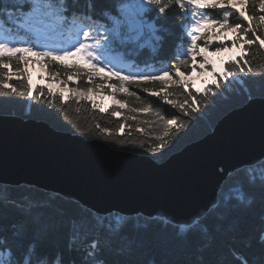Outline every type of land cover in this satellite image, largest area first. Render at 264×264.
<instances>
[{
	"label": "snow or ice",
	"instance_id": "snow-or-ice-1",
	"mask_svg": "<svg viewBox=\"0 0 264 264\" xmlns=\"http://www.w3.org/2000/svg\"><path fill=\"white\" fill-rule=\"evenodd\" d=\"M248 3L249 0H242L240 7H238L236 0H213L211 4L203 3L202 0H187V4L192 8L193 13L199 16L193 25V32L206 31L203 26L204 22L209 21V17L204 15L206 9L230 8L244 22L243 24L230 25L227 18L223 21H211L213 27L219 25L225 30L230 28L234 35L230 40L216 41L213 40L212 36H208L205 47L201 48L199 53H197L198 36L192 34L191 45L187 48L185 56L191 57L193 68L197 66V55L201 57L199 63L201 70H206L211 66L208 56L205 54L209 45L214 43L219 45L214 49L213 54L215 55L228 50L227 45L231 44L232 47L238 45L241 52L238 54L239 59L232 57L224 61L225 70L222 74L224 79L235 75V72L229 71V68H238L241 74H245L246 67L247 73L253 72L245 59V53L247 49L254 46L264 48V0H258L261 14H247L246 11L242 10L244 5ZM256 5L257 0H253L252 8H255ZM172 7L183 9L185 0H11L10 4L0 8V96L12 95L38 100L44 95H49L53 99L59 97L62 103L74 98L77 102L89 101L93 109H99L101 113H104L108 111V107H102L92 94L104 93L107 88L113 101L112 116L123 117V112L119 109H124L127 105L123 100L117 99L115 95L117 90L135 96L136 93L130 92L127 85L136 84L139 86L140 82L143 81L162 80L163 77L169 76V72L164 71L162 76L140 73L125 75L117 68V62L124 56L137 59L139 62L138 57L144 52H147L148 58L167 61L170 57H161L160 51L163 48L168 28L165 16ZM65 30L76 36L71 44V50L67 47H60L51 41L53 34L62 33ZM5 33L19 35L21 39L15 42L8 41L5 38ZM223 34L220 33V35ZM30 38L48 42L42 46V50H38L35 45L29 43ZM26 52L41 57L42 59L38 63L48 66L54 62H63L65 58L76 57L83 60L84 64H64L66 69L75 70L67 79H60L59 73L48 75L46 78L55 82L57 87L54 88L52 83H49L47 93H45L43 86L33 88L27 82L26 65L28 59L23 55ZM133 52L135 56L130 55ZM174 59L179 62L172 65L177 71L180 64H187V59H181L179 56ZM20 64L25 65V67H18ZM105 69H107V73H105ZM213 72L215 74L214 67ZM179 75L182 76L183 74L180 73ZM12 77L16 78L15 83L12 82ZM83 77H87L89 84H92L96 78L105 83H99L86 89L69 87V94L65 95L63 86L75 83L74 78ZM109 78H115V81L119 83H108ZM174 83L177 85L183 83L186 92L185 99H170L168 92L164 91L163 101H166L173 110H182L183 115L190 120L193 119L194 113L196 120L200 119L201 109L193 107L198 101L194 99L190 101L187 98L191 95V91L188 89L189 82L178 78ZM216 86L219 88L218 83ZM143 91L147 93L149 89L145 87ZM195 91L197 93L203 91L208 94L211 89L205 87L203 89L197 88ZM211 94L216 97L218 92ZM155 95L160 97L161 92H156ZM256 101L264 104V94L247 96L245 103L224 109L222 114L210 123L216 127L224 116L240 111L248 104ZM216 103L214 100L213 104ZM131 111L136 112L138 110L131 109ZM136 118L135 115L131 117L133 121ZM262 119H264V112H262ZM196 120H193V123ZM173 125H175L174 128ZM97 127L99 128V125ZM188 127L187 120L181 121L176 115H173L164 124L163 133L155 135V140L150 145V155L153 157L162 155L172 143L171 137H174L181 129ZM124 128L125 125L121 124V131ZM100 131L108 133L109 130L102 128ZM141 147L143 148V145ZM261 159L264 160V158ZM259 189L261 195L264 196V166L261 168ZM236 199H243V195H238ZM8 202L12 201H3L0 204ZM229 211L230 209L225 208L224 215H227ZM81 212L83 214H80ZM0 215H2V208H0ZM106 215L112 214H101L88 209L86 205L78 204V213L70 218L72 228L65 244V250L57 255L50 254L44 248L48 238L47 228L29 231L22 224H12L7 229L0 225V264H57V256L59 257V264H158L152 251L145 248L142 242V234L139 232H136L133 238L126 235L122 237L126 243L123 247L115 249H113L109 238H104L103 243L101 242L103 232L98 235H90V233L96 232L98 227L109 232L114 230L111 222L105 223ZM121 215L113 216L117 225L120 223ZM168 228L174 230V238L180 246L198 241L195 245L197 248L205 245L211 247L215 240L209 221L202 218V213H197L186 221L164 218L153 230L157 236L158 245L167 242L163 230ZM22 235L27 242L21 238ZM255 238L260 248V255L257 258H250L244 251L233 245L229 250L230 259L222 261L221 264H264V225L259 227L255 233ZM77 239L81 241L80 244L76 243ZM159 264H193V262L191 260L170 261L162 259ZM207 264H217V262L209 261Z\"/></svg>",
	"mask_w": 264,
	"mask_h": 264
},
{
	"label": "trees",
	"instance_id": "trees-1",
	"mask_svg": "<svg viewBox=\"0 0 264 264\" xmlns=\"http://www.w3.org/2000/svg\"><path fill=\"white\" fill-rule=\"evenodd\" d=\"M10 3L11 0H0V8ZM205 3L211 4L212 2ZM252 3L253 0H249V3L244 5L242 10L246 11L247 14H261L258 0L255 8H252ZM206 10L208 11L206 15L209 17V21L204 22L203 25L206 31L197 35V51L199 45L205 43L207 32L213 28L211 21H223L227 18L230 25L244 23L238 18V14L230 8ZM180 13H183V15H180ZM192 13L193 10L187 4V0H185L183 9L172 7L166 13L165 19L168 28L160 56L170 57L167 61L148 58L147 52L138 57L139 62H137V59L129 58V56L121 58L129 63L127 68L122 67L120 69L122 74L125 75L140 73L162 76L164 71L169 72V76L163 77L162 80L143 81L140 82L139 86L136 84L127 85L130 92L136 93L135 96L123 92L115 93L117 99L123 100L127 105L124 109H119L123 112V117L112 116L111 106L113 103L106 106L102 105V107H108V111L101 113L99 109H93L89 101L77 102L73 98L62 103L59 97L53 99L49 95H44L38 100L12 95L0 96V114L42 120L56 130L78 134L89 140L98 139L112 148L149 156H151L150 145L155 140V135L162 134L166 121L176 115L181 121L187 120L189 127L181 129L174 137H171L172 143L164 150L162 155L151 156L158 162L165 160L170 154L180 150L186 144L210 132L213 129L210 121H215L224 109L245 103L246 97L249 95L259 96L264 94V75H262L264 74V48L254 46L247 49L245 53V59L253 69L252 73H247V67L245 68V74H241L238 68H229V71L235 72V75L224 79L222 74L225 70V64L223 63L222 69L215 72L212 81L207 82L204 86V88L209 87L211 89L208 94L203 91L197 93L195 91L197 88L190 83L188 84L191 95L187 98L190 101L193 99L198 101L193 107L201 109L200 119L196 120V114L194 113L193 119L190 120L183 115L182 110H173L167 105L166 101H163L164 91L168 92L170 99L183 100L186 96L183 83L177 85L174 83L177 79L173 81L170 79L174 77V71L177 70L172 67L173 63H179L174 59L176 56L187 59V64H180L179 66L178 71L182 74H189L193 68V60L191 57L185 56L187 48L191 45V36L187 35L186 27L189 24V15ZM68 33L65 30L57 34L60 39H63L68 37ZM5 38L12 42L21 39L19 35L8 33H5ZM29 43L35 45L38 50H42L43 44L34 38H30ZM216 46L219 45L214 43L209 49L214 51ZM227 47H231V44H228ZM237 47L239 46L237 45ZM240 52L241 49L239 48ZM238 54L235 56L237 59H239ZM130 55L135 56V53L133 52ZM71 63L84 64L83 61L77 58H65L63 62H54L51 66L45 65L50 75L59 73L60 79H67L75 70L66 69L64 64ZM18 67L24 68L25 65L20 64ZM86 78H78L77 82L69 85L86 89L103 83L99 78H96L92 84H89L85 82ZM12 82H16L15 77H12ZM27 82L30 83L29 74ZM111 82L119 83L115 81V78H109L108 83ZM217 83L219 88L216 86ZM30 84L33 88L43 86L45 93H47L48 85ZM145 87L149 89L147 93L143 91ZM156 92H161V96L157 97ZM212 92H218V95L213 97ZM104 93L109 95V90L106 88ZM68 94L65 93V95ZM214 100L217 102L216 104H213ZM131 109H137L138 111L132 112ZM189 111H191V108H189ZM205 113L207 115H204ZM133 115L137 117L134 121L131 119ZM193 120H196V122L193 123ZM121 124L125 125L123 131L120 129ZM97 125H99V128ZM172 127L174 128L175 125ZM102 128H107L108 133L101 132L100 129ZM141 145H143V148ZM262 166H264V160L250 166H242L228 174L222 182L218 191L217 203L202 216L203 219H208L209 226L215 235L211 247L205 245L197 248L195 245L198 241L180 246L174 238L175 232L171 228L163 230L167 242L158 245L156 242L157 236L153 230L164 218L159 216L147 217L139 213L133 215L122 214L120 223L117 225V221L113 219V216L120 215V213L111 212L112 215L105 216V223L111 222L114 230L109 232L98 227L96 232L90 233V235H98L103 232L101 242L103 243L104 238H109L113 249H115L123 247L126 243V240L122 237L126 235L133 238L134 234L139 232L142 234V242L145 248L152 251L158 264L162 259L170 261L191 260L193 264H207L209 261H215L217 264H221L222 261L230 259L229 250L233 245L244 251L250 258H257L260 255V248L255 233L261 225H264V196L261 195L259 189ZM241 194L243 199L237 200L236 197ZM3 201H12L0 204V208H2L0 225H3L5 229L12 224H22L29 231L47 228L48 238L44 245L45 250L52 255H57L65 250V244L72 228L70 218L78 213V204L81 205L79 202L26 184L16 186L0 184V202ZM225 208L230 209L227 215H224ZM145 225L147 227H144ZM21 238L27 242L23 235ZM76 243L80 244L81 241L77 239ZM65 256H67V253H65ZM57 264H59L58 256Z\"/></svg>",
	"mask_w": 264,
	"mask_h": 264
},
{
	"label": "water",
	"instance_id": "water-1",
	"mask_svg": "<svg viewBox=\"0 0 264 264\" xmlns=\"http://www.w3.org/2000/svg\"><path fill=\"white\" fill-rule=\"evenodd\" d=\"M262 112L259 101L248 104L160 162L42 120L0 114V184L51 191L101 214L186 221L217 203L228 174L264 158Z\"/></svg>",
	"mask_w": 264,
	"mask_h": 264
},
{
	"label": "rangeland",
	"instance_id": "rangeland-1",
	"mask_svg": "<svg viewBox=\"0 0 264 264\" xmlns=\"http://www.w3.org/2000/svg\"><path fill=\"white\" fill-rule=\"evenodd\" d=\"M211 2H213V0H209ZM237 5L241 4L242 0H236ZM198 19L197 17H195V19H193V23H195V20ZM187 32L190 34V30L188 29ZM220 33H224L223 35H220ZM234 33L231 31V29H223L221 27H215L214 29H212L210 32H208V36H212L213 40H225V39H229L231 37H233ZM206 37V39H207ZM210 46V45H209ZM208 46V50L206 51V55L208 56V60L210 61V67L207 68L206 70H201L199 68V63L201 61V57L199 55L198 59L196 61V68H192L191 72L187 75L183 74L182 76L179 75L181 72L175 70L174 71V77H172L170 80H176V79H181L182 81H188L193 87L195 88H199V89H203L205 84L207 82L212 81V79L214 78V72H213V67H214V71H220L222 69V64L224 63L225 60H228L232 57H235L238 53H239V47L235 46V47H227L228 50L221 52V53H217V54H213V50L209 49ZM205 47V45L198 47V51L197 53H199L200 49ZM24 57H26L28 59V64L26 65L27 67V72L29 74V81L32 84H45V85H49V83H52V86L54 88L57 87L55 82H51L49 81L46 77L48 76L49 72L48 69L46 67L45 64H41L38 63V61H40L42 58L41 57H37V56H33L32 53L30 52H26L23 53ZM78 60L83 61L81 59H79L78 57H76ZM84 62V61H83ZM105 63H107V61H105ZM122 66H127L126 63H123L121 61V59L117 62V68L120 69L122 68ZM105 71H107L105 69ZM107 73V72H105ZM50 75V74H49ZM72 75V73H71ZM41 77V78H38ZM77 82L78 78H74ZM85 82H87V78L85 79ZM103 83H105L103 81ZM69 87H75L74 85H68V86H63V91L64 93H68V88ZM59 90V89H58ZM116 93H121L120 91H116ZM93 98L97 100L98 103L101 104V106H106L110 103H113L111 96H105L104 93H94L92 94Z\"/></svg>",
	"mask_w": 264,
	"mask_h": 264
}]
</instances>
